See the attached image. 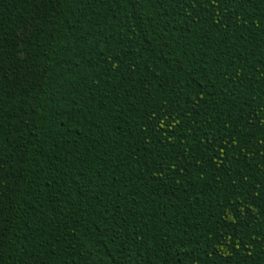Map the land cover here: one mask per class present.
<instances>
[{"label": "trees", "instance_id": "obj_1", "mask_svg": "<svg viewBox=\"0 0 264 264\" xmlns=\"http://www.w3.org/2000/svg\"><path fill=\"white\" fill-rule=\"evenodd\" d=\"M0 264H264V0H0Z\"/></svg>", "mask_w": 264, "mask_h": 264}]
</instances>
